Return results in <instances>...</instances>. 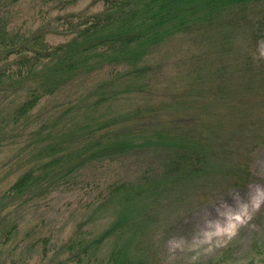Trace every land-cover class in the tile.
I'll list each match as a JSON object with an SVG mask.
<instances>
[{"label":"rangeland","instance_id":"374dc122","mask_svg":"<svg viewBox=\"0 0 264 264\" xmlns=\"http://www.w3.org/2000/svg\"><path fill=\"white\" fill-rule=\"evenodd\" d=\"M38 4L14 5L19 27H43ZM195 7L185 30L129 51L125 83L105 85L119 95L115 102L94 104L103 90L97 70L14 122L29 80L0 85V264L65 263L78 235H107L90 264H264V0H195ZM53 99L65 110L56 119ZM71 119L65 140L102 122L100 132L110 133L116 123L128 147L104 169L86 171L97 185L12 194L46 159L55 120ZM107 181L127 183L88 206Z\"/></svg>","mask_w":264,"mask_h":264},{"label":"trees","instance_id":"16d2710c","mask_svg":"<svg viewBox=\"0 0 264 264\" xmlns=\"http://www.w3.org/2000/svg\"><path fill=\"white\" fill-rule=\"evenodd\" d=\"M82 1H88L89 6L76 9ZM22 2L0 0V85L7 78L29 80L27 97L19 103L14 122L29 118L45 98L56 97L82 80L86 82L97 70L103 71L99 85L103 90L94 104L109 102L111 98V102H115L119 95L106 88L110 85L121 87L125 83L127 72L124 73L121 63L129 51L144 41L162 39L185 30L196 8L195 0H36L42 8L39 10L46 14V21L43 27L27 30L19 27L13 16L14 5ZM52 34L61 35L66 40L53 43L49 39ZM132 58L139 59L138 52ZM258 69L261 78L264 66ZM134 87L127 91L139 90V86ZM53 102L52 118L56 119L57 114L65 110L60 107L61 103L55 99ZM72 123L71 119L68 124L60 126L55 120L46 135V159L19 177L10 188L12 194L24 197L31 192L34 195L39 189L41 194H49L58 185L70 183L85 187L97 185L100 179H94L96 174L93 171L89 174L86 171L104 169L128 147L122 139L123 133L113 127L116 123L111 124L110 133L108 130L100 132L105 129L102 122L96 131L95 128L86 131L83 127L82 131L86 132L80 138L65 140L67 134L63 132L71 130L68 126ZM126 183H103V193L97 197L91 194L87 205L120 191ZM83 201L84 198L80 200ZM105 237L78 235L67 244L70 255L62 264H83L86 260L90 264ZM114 256L117 260L120 254Z\"/></svg>","mask_w":264,"mask_h":264},{"label":"clouds","instance_id":"9594fccd","mask_svg":"<svg viewBox=\"0 0 264 264\" xmlns=\"http://www.w3.org/2000/svg\"><path fill=\"white\" fill-rule=\"evenodd\" d=\"M256 207L258 208V207H259V205L257 204V205H256Z\"/></svg>","mask_w":264,"mask_h":264}]
</instances>
